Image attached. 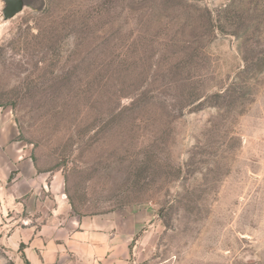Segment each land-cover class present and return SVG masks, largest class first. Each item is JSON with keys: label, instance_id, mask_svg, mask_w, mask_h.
Instances as JSON below:
<instances>
[{"label": "rangeland", "instance_id": "1", "mask_svg": "<svg viewBox=\"0 0 264 264\" xmlns=\"http://www.w3.org/2000/svg\"><path fill=\"white\" fill-rule=\"evenodd\" d=\"M0 115L118 264H264V0H0Z\"/></svg>", "mask_w": 264, "mask_h": 264}, {"label": "crops", "instance_id": "2", "mask_svg": "<svg viewBox=\"0 0 264 264\" xmlns=\"http://www.w3.org/2000/svg\"><path fill=\"white\" fill-rule=\"evenodd\" d=\"M63 184L61 173L39 169L12 120L0 115V242L18 252L15 262L23 263L22 253L29 264L121 262L116 223L74 214Z\"/></svg>", "mask_w": 264, "mask_h": 264}, {"label": "water", "instance_id": "3", "mask_svg": "<svg viewBox=\"0 0 264 264\" xmlns=\"http://www.w3.org/2000/svg\"><path fill=\"white\" fill-rule=\"evenodd\" d=\"M3 22L9 21L27 8L35 12H43L47 8V0H2Z\"/></svg>", "mask_w": 264, "mask_h": 264}, {"label": "trees", "instance_id": "4", "mask_svg": "<svg viewBox=\"0 0 264 264\" xmlns=\"http://www.w3.org/2000/svg\"><path fill=\"white\" fill-rule=\"evenodd\" d=\"M223 93H225V92H223ZM220 94H221V93H217L218 96H220ZM23 248H24V245L22 244V245L20 246V251L23 252ZM22 259H23V263H22V264H29V261L25 258L24 253H22ZM15 264H17V263H15Z\"/></svg>", "mask_w": 264, "mask_h": 264}]
</instances>
